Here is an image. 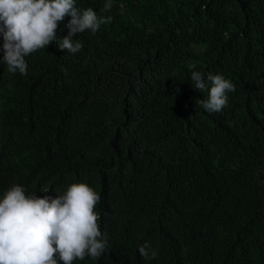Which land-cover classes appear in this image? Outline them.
<instances>
[{
	"label": "trees",
	"instance_id": "trees-1",
	"mask_svg": "<svg viewBox=\"0 0 264 264\" xmlns=\"http://www.w3.org/2000/svg\"><path fill=\"white\" fill-rule=\"evenodd\" d=\"M104 3L76 0L112 18L79 52L49 44L26 75L0 63V197L93 188L107 250L74 264H264V0ZM194 70L233 82L222 111Z\"/></svg>",
	"mask_w": 264,
	"mask_h": 264
},
{
	"label": "clouds",
	"instance_id": "clouds-1",
	"mask_svg": "<svg viewBox=\"0 0 264 264\" xmlns=\"http://www.w3.org/2000/svg\"><path fill=\"white\" fill-rule=\"evenodd\" d=\"M111 7V0H105L103 10ZM66 17H70L65 24L68 33L57 37ZM111 19L98 16L91 7L78 9L76 0H0V63L7 65L9 73L26 75L25 58L30 54L52 43L75 54L83 46L73 41L74 36L86 30L94 34ZM190 80L195 90L207 93L198 101L208 113L227 107L228 93L236 90L221 74L194 70ZM100 199L86 183H71L55 197L28 194L23 186L10 185L0 197V264H74L86 257L99 259L107 250L100 217L94 211ZM138 251L146 260L157 256L147 241Z\"/></svg>",
	"mask_w": 264,
	"mask_h": 264
}]
</instances>
